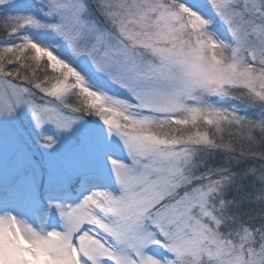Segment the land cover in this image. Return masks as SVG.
I'll list each match as a JSON object with an SVG mask.
<instances>
[{
  "label": "snow or ice",
  "instance_id": "snow-or-ice-1",
  "mask_svg": "<svg viewBox=\"0 0 264 264\" xmlns=\"http://www.w3.org/2000/svg\"><path fill=\"white\" fill-rule=\"evenodd\" d=\"M0 264H264V0H0Z\"/></svg>",
  "mask_w": 264,
  "mask_h": 264
},
{
  "label": "rangeland",
  "instance_id": "rangeland-1",
  "mask_svg": "<svg viewBox=\"0 0 264 264\" xmlns=\"http://www.w3.org/2000/svg\"><path fill=\"white\" fill-rule=\"evenodd\" d=\"M43 39V37H40ZM62 54V50H61ZM46 59V58H45ZM78 103V101H77ZM96 118L95 117H86L84 122V127H87L89 124L92 123ZM80 129L75 130L71 134H61L57 136L56 131L54 128L49 126L47 128V134L56 136L57 138V144L52 150H44L38 142V138L35 134H32L30 137L26 136V144L27 149L29 150V154L34 157L31 161L28 163L32 164L37 170L40 169H52L53 167L59 169V170H65L70 166V161L72 159L71 156V147L75 143V141L78 139V133ZM227 135V134H226ZM15 151V145L14 144H6L4 149V157H5V163H9L8 161V155L9 153ZM123 158V154H118ZM12 165H18L21 163H24V161H21L19 159L11 161ZM101 164V167L104 168V170L110 171V166L107 164L106 161L98 162ZM76 193L73 194V198L69 202H75L77 199Z\"/></svg>",
  "mask_w": 264,
  "mask_h": 264
}]
</instances>
